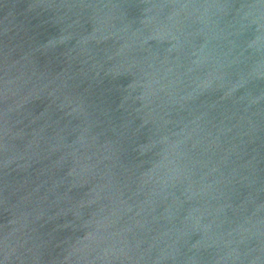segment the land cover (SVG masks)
I'll return each instance as SVG.
<instances>
[{
	"label": "water",
	"instance_id": "obj_1",
	"mask_svg": "<svg viewBox=\"0 0 264 264\" xmlns=\"http://www.w3.org/2000/svg\"><path fill=\"white\" fill-rule=\"evenodd\" d=\"M0 264H264V0H0Z\"/></svg>",
	"mask_w": 264,
	"mask_h": 264
}]
</instances>
